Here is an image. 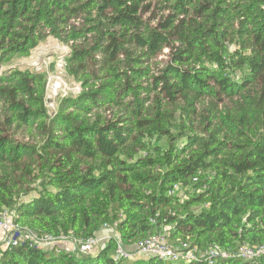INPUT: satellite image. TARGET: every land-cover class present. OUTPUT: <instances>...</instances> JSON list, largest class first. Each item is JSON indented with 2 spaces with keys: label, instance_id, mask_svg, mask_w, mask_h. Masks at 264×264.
<instances>
[{
  "label": "trees",
  "instance_id": "obj_1",
  "mask_svg": "<svg viewBox=\"0 0 264 264\" xmlns=\"http://www.w3.org/2000/svg\"><path fill=\"white\" fill-rule=\"evenodd\" d=\"M48 37L81 90L50 110L44 73L0 72V210L53 236L114 227L129 245L168 225L200 248L264 244V0H0L1 65ZM115 243H21L0 264H124Z\"/></svg>",
  "mask_w": 264,
  "mask_h": 264
},
{
  "label": "built area",
  "instance_id": "obj_2",
  "mask_svg": "<svg viewBox=\"0 0 264 264\" xmlns=\"http://www.w3.org/2000/svg\"><path fill=\"white\" fill-rule=\"evenodd\" d=\"M198 181L199 174H196L193 177V182ZM184 187L186 186L178 183L168 193L172 196L178 195ZM204 206L208 207L209 204L205 203ZM106 228L116 230L114 227H105L104 229ZM101 233L89 237H77L72 232L68 235L61 233L58 236L47 233L39 234L29 226L17 222L15 210L8 207L0 210V254L21 243H27L30 247L54 249L56 253L64 252L68 256L75 253L90 254L94 249H100L107 245L111 238H116L113 257L117 263L133 259L136 256L148 259L158 257L171 262H190L203 259L207 264H215L220 258L237 257L245 260H258L264 255V244L244 243L236 249H226L220 244L200 248L194 245L189 238L172 242L168 237V225H164L162 231L129 245L125 244L117 234ZM65 242L70 243L69 246L67 245L68 248L62 245Z\"/></svg>",
  "mask_w": 264,
  "mask_h": 264
},
{
  "label": "rangeland",
  "instance_id": "obj_3",
  "mask_svg": "<svg viewBox=\"0 0 264 264\" xmlns=\"http://www.w3.org/2000/svg\"><path fill=\"white\" fill-rule=\"evenodd\" d=\"M70 47L68 44L61 42L55 37H48L42 41L37 47L32 50L30 56H16L10 63L0 64V72L7 68H19L22 70L30 69L38 73H44L47 76V104L50 110L55 109L57 101L64 96H75L81 90L80 83L76 82L73 77L67 73L66 55L69 53ZM164 149L168 148L166 138L159 142ZM192 193L189 186L184 187L178 194L183 201ZM33 195V194H31ZM28 196L25 199H28ZM104 234H120L112 228L102 230ZM101 233V232H99ZM95 236V235H91ZM89 237V236H88ZM66 248L70 243L62 244ZM99 251V248L93 250L92 253ZM139 259H148L136 257L126 259L124 264H134Z\"/></svg>",
  "mask_w": 264,
  "mask_h": 264
},
{
  "label": "crops",
  "instance_id": "obj_4",
  "mask_svg": "<svg viewBox=\"0 0 264 264\" xmlns=\"http://www.w3.org/2000/svg\"><path fill=\"white\" fill-rule=\"evenodd\" d=\"M104 233V232H103ZM102 234V233H101Z\"/></svg>",
  "mask_w": 264,
  "mask_h": 264
}]
</instances>
